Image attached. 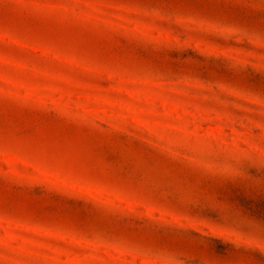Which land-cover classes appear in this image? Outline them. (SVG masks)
Here are the masks:
<instances>
[{
    "label": "rangeland",
    "instance_id": "374dc122",
    "mask_svg": "<svg viewBox=\"0 0 264 264\" xmlns=\"http://www.w3.org/2000/svg\"><path fill=\"white\" fill-rule=\"evenodd\" d=\"M0 264H264V0H0Z\"/></svg>",
    "mask_w": 264,
    "mask_h": 264
}]
</instances>
